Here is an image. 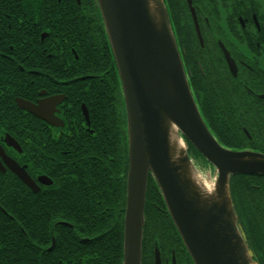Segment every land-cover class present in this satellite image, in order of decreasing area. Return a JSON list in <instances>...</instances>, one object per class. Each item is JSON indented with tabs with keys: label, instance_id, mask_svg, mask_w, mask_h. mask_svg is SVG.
I'll return each mask as SVG.
<instances>
[{
	"label": "flooded vegetation",
	"instance_id": "flooded-vegetation-1",
	"mask_svg": "<svg viewBox=\"0 0 264 264\" xmlns=\"http://www.w3.org/2000/svg\"><path fill=\"white\" fill-rule=\"evenodd\" d=\"M164 2L191 92L209 130L222 145L212 129H225L222 132L236 151L264 154V0ZM87 46L93 62L81 71L78 53L87 51ZM115 84L120 91L96 0H0V119L23 120L12 121L10 127L0 120V130L30 129L59 139L64 129L90 133L93 130L89 129H109L107 125L91 128L90 118L104 117L106 124L113 108L123 115L121 91L118 99L112 100ZM18 100L29 104L31 110L20 107ZM7 135L14 139L0 131V148L24 166L37 190L23 183L0 158V179L11 172L26 187V221L24 229L19 228L22 239L6 228L13 224L0 223L7 236L0 238V264H78L79 255L88 252L81 253L79 242H109L110 233L114 234L111 229L116 230L111 225L108 229L93 227L90 235L83 236L63 219L48 223L32 220L33 212L42 210L37 195L54 186V179L37 172L31 163L30 167L29 163L20 164L21 147L15 139L20 151L8 145ZM61 187L57 191L62 197L67 193ZM229 187L253 259L264 264V175L236 174ZM114 194L106 210L115 213V224L120 223L122 250L123 193ZM154 207L146 211L141 264H193L166 209ZM1 211L12 219L7 210Z\"/></svg>",
	"mask_w": 264,
	"mask_h": 264
},
{
	"label": "water",
	"instance_id": "water-1",
	"mask_svg": "<svg viewBox=\"0 0 264 264\" xmlns=\"http://www.w3.org/2000/svg\"><path fill=\"white\" fill-rule=\"evenodd\" d=\"M96 3L125 117L122 264H141L148 175L193 264H258L238 223L229 185L236 174L264 175V154L224 148L209 131L192 95L164 0ZM17 102L31 110L29 104ZM6 140L20 151L13 138L7 135ZM191 147L212 167L213 175L204 178L199 173ZM0 158L37 190L24 166L8 158L2 148Z\"/></svg>",
	"mask_w": 264,
	"mask_h": 264
},
{
	"label": "trees",
	"instance_id": "trees-1",
	"mask_svg": "<svg viewBox=\"0 0 264 264\" xmlns=\"http://www.w3.org/2000/svg\"><path fill=\"white\" fill-rule=\"evenodd\" d=\"M81 60L80 68L86 70L93 62V53L88 50L78 53ZM113 72V70H112ZM113 74V73H112ZM113 82L116 77L113 74ZM116 85V87H115ZM112 86V100L118 99L120 93L118 84ZM89 92V91H88ZM7 127L12 121L21 118H1ZM90 118V127L109 129H64L63 137L51 138L46 132H30V129H1L14 137L21 147V155L17 157L20 164L30 163L37 172L43 173L54 179L55 185L45 188L43 194L37 195L42 199V210L34 211L32 220L35 222H51L63 219L78 228V233L83 236L90 235L93 227L114 229L110 233V241L79 242L78 264H122L121 239L122 229L116 223V215L110 213V200L115 197V192L123 193V212L125 201V179L127 171V154L125 140L124 114H116L113 108L110 118ZM81 123V122H80ZM19 127V126H15ZM217 132L225 147L235 149L228 135L222 132L225 129H212ZM220 132V134H219ZM223 145V146H224ZM196 157H201L191 147ZM9 174V175H8ZM0 179V208L7 210L12 216L4 214L0 209V223H9L8 230L15 231L16 238L22 239L19 228L24 229L25 208L24 195L26 187L11 172ZM67 194L59 195L57 189ZM61 198L62 201L58 199ZM158 203L152 204V202ZM63 206V209L59 207ZM160 206L165 209L158 189L149 176L145 194V216L149 208ZM106 207H109L106 210ZM117 218V217H116ZM169 219V218H168ZM170 221V219H169ZM171 222V221H170ZM4 226H0V238L7 239L2 234ZM98 230V229H97ZM176 233V232H175ZM118 235V236H116ZM153 236L157 237L156 229ZM177 236V233H176ZM177 239L179 240L178 236Z\"/></svg>",
	"mask_w": 264,
	"mask_h": 264
},
{
	"label": "rangeland",
	"instance_id": "rangeland-1",
	"mask_svg": "<svg viewBox=\"0 0 264 264\" xmlns=\"http://www.w3.org/2000/svg\"><path fill=\"white\" fill-rule=\"evenodd\" d=\"M203 177H206V176H208V175H213L212 173H213V170L212 169H209V172H207V173H204V172H199Z\"/></svg>",
	"mask_w": 264,
	"mask_h": 264
},
{
	"label": "snow or ice",
	"instance_id": "snow-or-ice-1",
	"mask_svg": "<svg viewBox=\"0 0 264 264\" xmlns=\"http://www.w3.org/2000/svg\"><path fill=\"white\" fill-rule=\"evenodd\" d=\"M252 162V161H249ZM261 162H264V160H262ZM129 253H130V257L132 255V245L129 243Z\"/></svg>",
	"mask_w": 264,
	"mask_h": 264
}]
</instances>
